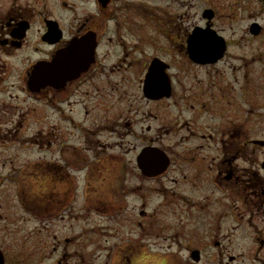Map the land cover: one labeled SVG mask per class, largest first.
I'll use <instances>...</instances> for the list:
<instances>
[{
	"label": "flooded vegetation",
	"instance_id": "1",
	"mask_svg": "<svg viewBox=\"0 0 264 264\" xmlns=\"http://www.w3.org/2000/svg\"><path fill=\"white\" fill-rule=\"evenodd\" d=\"M122 1L0 0V105L23 98L30 104L23 109L25 122L47 107L49 147L60 154L51 159L52 186L48 182V197L37 198L36 219L49 225L73 218L66 209L78 188L84 198L76 208L80 219L88 210L89 173L102 186L108 171L118 202L127 196L125 184L149 186L138 194L143 202L130 219L142 233L156 232L147 244L155 253H143L140 244L120 246L118 264H264V112L256 110L257 99L250 109L248 89L224 83L218 67L230 60L233 70H243L248 61L242 54L261 59L264 0L251 7L252 17L245 15L249 7L240 6L237 18L225 20L233 12L205 0L187 27L185 13L162 9V0H126L128 6ZM242 20L249 23L245 35L224 34L220 23ZM210 32L225 52L218 60H196L201 53L191 54V39L199 33L192 48L204 49ZM138 46L145 51L130 50ZM38 64L49 68L47 83L45 74L35 73ZM14 129L18 134L21 127ZM83 171L87 180L81 186V176H73ZM98 187L91 186L95 207L105 202ZM154 195L161 200L148 209L146 199L152 203ZM111 208L120 213L123 206Z\"/></svg>",
	"mask_w": 264,
	"mask_h": 264
},
{
	"label": "rangeland",
	"instance_id": "2",
	"mask_svg": "<svg viewBox=\"0 0 264 264\" xmlns=\"http://www.w3.org/2000/svg\"><path fill=\"white\" fill-rule=\"evenodd\" d=\"M129 1H136V5L140 3H152L154 5L157 3L156 0ZM214 2L221 4L218 6L223 13L233 12L231 15H234V18L230 15L229 18L223 17L224 20L237 18L236 9H239L240 6L243 7L244 11L246 7H249L245 11V15L248 14L252 17L251 7L255 9L258 6L256 0H243L242 3L240 0H214ZM122 4L128 6L126 0L122 1ZM161 5L162 9L168 10L173 15H175L174 12H184L185 23L183 25L187 27L197 21L195 15L199 6L202 10L207 3L205 0H202L201 4L194 0H162ZM89 6L86 4L84 7ZM226 7L227 9H225ZM139 10L140 7H136V11ZM142 17V13L138 15L141 20ZM142 23H144L143 20ZM152 24L161 25V23H146L147 26ZM220 24H222V28H225L224 34L227 37L237 39L245 35L249 23L242 20L240 23ZM163 26H165L164 23L160 27ZM134 36L133 33L128 34L129 38ZM133 41H139V39L135 37ZM249 47L244 50L256 52ZM143 49V47L138 46L132 47L130 50L143 53L145 51ZM232 49L231 51H234ZM242 56H245L248 61V66H245L246 68L244 67L243 70H233V64L230 65V60L218 66L219 69H224L221 71L224 73V83H231L237 90L240 88L239 85L246 87L248 89L249 108L252 109L256 105L257 99L259 107H255L256 110L258 109V113L259 111L264 112V52L262 51L260 55H257V58L261 59L255 62L251 59V54H242ZM244 63L241 62V64ZM16 65L22 66L19 60L16 61ZM4 98L2 97V99ZM26 105L30 104L24 103V99L21 97L14 99L12 103L5 99L4 104L0 105V250L7 258V260L5 258L6 264H81L79 263L81 259L87 260L88 264H118L122 253L118 251V248L129 246L132 243L140 244L137 247L145 254L155 253L156 248L148 247L147 244L155 241L153 237L148 236L156 235V232L153 231L152 234L143 231L144 233H142V230L138 226H134L130 219L134 209L138 212L143 202L138 194H141V190L149 186L139 185L134 180L133 184H125L127 192L124 194L127 196L126 198L122 197L118 202L119 198L115 196V189L111 188L110 180L106 178L107 176L111 178L108 171L102 186H100L98 177L91 173L87 174L89 185L88 210L83 213L80 219L75 217L76 208L79 207L84 198L81 196L82 189L78 188L77 198L74 199L72 207L66 209V212L74 214L73 218L53 220L49 225L38 222L35 214L37 201H39L37 198L48 197L47 192L50 191L49 187L52 186L53 180L50 162L53 156L60 158V154L54 155L49 147L50 113H47L48 108L40 106V109L38 107V112H35L38 115L34 117V120L30 119L25 122L23 109L28 108ZM17 126L21 127L18 134L14 129ZM69 156L71 155L66 154V158ZM78 175L81 177L77 184L82 186L87 180L84 178L86 171L79 174L75 173L73 179L75 180ZM58 180H60L59 177ZM58 182H56L57 186L59 185ZM92 184L99 186L98 190H101L100 187H102L104 191L105 202L98 204V207H95L98 196L93 193ZM155 189L157 188L153 190ZM159 190L162 191V189ZM112 192H114V196L111 199ZM151 198L152 203L146 199L147 205L149 204L148 209L157 205L161 200L158 195ZM109 201L112 204H109ZM111 205L117 208L118 205H122L123 208L120 213H115ZM56 209L54 215L59 212L58 208ZM61 213L65 214V211ZM86 213H88L87 219ZM118 215L119 217H117ZM84 225L86 229H84ZM164 239L165 237L160 240L161 245L165 244ZM143 244L146 246L143 247ZM137 253L138 251H136Z\"/></svg>",
	"mask_w": 264,
	"mask_h": 264
},
{
	"label": "water",
	"instance_id": "3",
	"mask_svg": "<svg viewBox=\"0 0 264 264\" xmlns=\"http://www.w3.org/2000/svg\"><path fill=\"white\" fill-rule=\"evenodd\" d=\"M252 30H253L254 34L258 33L256 25L253 26ZM200 36L201 35L199 33H196L194 35V37L191 39V47L189 49L191 54H193V53H201L200 57H198L200 59H196V60H202L203 61V58L206 57V56L208 57L207 60H209V61H213L212 59H209L210 57H213L214 60H218L219 58H221L223 53L225 52V48H226L225 44L223 42H221V40L218 39V38H216L214 40V42H213L212 37L216 36V34H214L212 32H210L211 40L208 41L209 45L207 47H205L204 49H201V50L197 49V48H194V49L192 48V43H193V46H196L197 45V41H198ZM202 45H203V43H202ZM35 73L40 75V76H43V74H45L46 80H44L43 82H46V83L48 82L47 78L49 77V68L47 67V64H38L36 66ZM35 73H34V78L33 79H35ZM34 82H36V81L32 80L31 84H34ZM140 164H141V162H140ZM142 168H143L145 173L155 174V173H153V171L151 172V171L145 170V167H143V166H142ZM0 264H4L3 257L1 256V253H0Z\"/></svg>",
	"mask_w": 264,
	"mask_h": 264
}]
</instances>
